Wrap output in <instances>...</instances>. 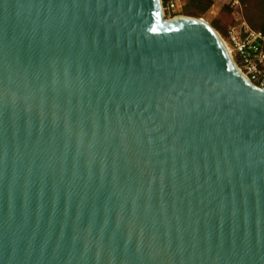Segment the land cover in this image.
Here are the masks:
<instances>
[{"label":"water","instance_id":"95a60500","mask_svg":"<svg viewBox=\"0 0 264 264\" xmlns=\"http://www.w3.org/2000/svg\"><path fill=\"white\" fill-rule=\"evenodd\" d=\"M214 32L0 0V264H264V86Z\"/></svg>","mask_w":264,"mask_h":264},{"label":"built area","instance_id":"2783aa9c","mask_svg":"<svg viewBox=\"0 0 264 264\" xmlns=\"http://www.w3.org/2000/svg\"><path fill=\"white\" fill-rule=\"evenodd\" d=\"M162 15L167 18L181 14L184 0H159ZM232 21L222 37L234 67L253 84L264 86V34L252 29L243 19L238 0H231Z\"/></svg>","mask_w":264,"mask_h":264},{"label":"rangeland","instance_id":"374dc122","mask_svg":"<svg viewBox=\"0 0 264 264\" xmlns=\"http://www.w3.org/2000/svg\"><path fill=\"white\" fill-rule=\"evenodd\" d=\"M190 0H185V4L181 10V14L189 15V16H195V17H202L208 22L210 26H214L213 23L217 24V28H214L218 34L221 36H225L226 29L228 24L230 23L231 17H232V7L227 6V4L223 3L224 0L219 1H213V0H199L198 6L197 5H189ZM228 1V0H226ZM223 3V4H222ZM205 7L204 11H201L202 8ZM164 18H167V13L163 16ZM221 32L220 31V29ZM220 36V37H221ZM222 38V37H221Z\"/></svg>","mask_w":264,"mask_h":264},{"label":"crops","instance_id":"0c3cea01","mask_svg":"<svg viewBox=\"0 0 264 264\" xmlns=\"http://www.w3.org/2000/svg\"><path fill=\"white\" fill-rule=\"evenodd\" d=\"M213 1H216V0H213ZM219 1H222V0H219ZM230 1L231 0H228V1L224 0L223 3L224 4L226 3L227 6L228 5L231 6ZM238 1L241 5L242 17L245 20V22L252 29L261 31L264 34V0H238ZM232 17H231L230 23L232 21ZM261 44L263 47L264 39L262 40Z\"/></svg>","mask_w":264,"mask_h":264},{"label":"bare ground","instance_id":"6f19581e","mask_svg":"<svg viewBox=\"0 0 264 264\" xmlns=\"http://www.w3.org/2000/svg\"><path fill=\"white\" fill-rule=\"evenodd\" d=\"M174 19H197V20L200 21L201 23H203V24H205V25H207V26H210V25L208 24V22H206V20H205L204 18H202V17H195V16H189V15L180 14V15L174 17ZM210 28H211V27H210ZM214 31H215L214 33H215V35H216L218 41H220V43L222 44V48L224 49V52H225V54H226V56H227V59H228V60L230 61V63H231V59H230V57H229V53H228V50H227V48H226V45L224 44L223 39L220 37V35L218 34V32H217L215 29H214Z\"/></svg>","mask_w":264,"mask_h":264},{"label":"trees","instance_id":"16d2710c","mask_svg":"<svg viewBox=\"0 0 264 264\" xmlns=\"http://www.w3.org/2000/svg\"><path fill=\"white\" fill-rule=\"evenodd\" d=\"M198 2H199V0H190V1H189V5H190V6H191V5H194V6L197 5V6H198ZM204 10H205V7L201 9V11H204ZM198 17H199V16H198ZM213 25H214V26H213L214 28L218 29V28H217L218 26H217L216 23H213ZM219 29H220V28H219ZM220 31H221V29H220ZM221 32H223V31H221ZM263 50H264V46H263Z\"/></svg>","mask_w":264,"mask_h":264}]
</instances>
